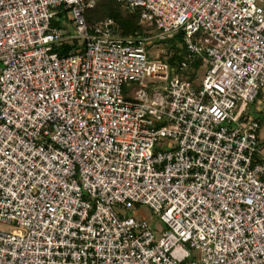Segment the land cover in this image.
I'll return each mask as SVG.
<instances>
[{
    "label": "built area",
    "instance_id": "1",
    "mask_svg": "<svg viewBox=\"0 0 264 264\" xmlns=\"http://www.w3.org/2000/svg\"><path fill=\"white\" fill-rule=\"evenodd\" d=\"M116 2L0 0V264H264L262 0Z\"/></svg>",
    "mask_w": 264,
    "mask_h": 264
},
{
    "label": "trees",
    "instance_id": "2",
    "mask_svg": "<svg viewBox=\"0 0 264 264\" xmlns=\"http://www.w3.org/2000/svg\"><path fill=\"white\" fill-rule=\"evenodd\" d=\"M128 12V11H127ZM85 19L88 25H94L105 19H112L116 22L123 35H133L138 32L141 36H147L148 32L140 24L139 12L126 14L122 10V5L116 0H96L93 7L85 10ZM53 26H61L60 23L53 21ZM180 42L179 35L168 41L157 44L168 45V53H173L169 59V64L173 67L178 66L184 58V48L177 46ZM62 49L63 53H69L72 47L67 45ZM200 63L195 64L199 68Z\"/></svg>",
    "mask_w": 264,
    "mask_h": 264
},
{
    "label": "rangeland",
    "instance_id": "3",
    "mask_svg": "<svg viewBox=\"0 0 264 264\" xmlns=\"http://www.w3.org/2000/svg\"><path fill=\"white\" fill-rule=\"evenodd\" d=\"M262 4L264 6V0H262ZM122 10L128 14L127 10L124 9L122 7ZM67 18L69 20V23H70V19L71 18V15H67ZM150 31V30H149ZM151 35H154V32L151 33ZM180 47V45H177ZM149 47V54H150V57H153V55H155L158 51L160 50H163V54L162 56L163 57H166L167 54H169V50H168V45H162V44H157L155 41H153V44L151 46V44L148 46ZM196 71V74L199 78V80H201L202 76H203V70L199 67V68H196L195 69ZM192 72V71H191ZM198 82V81H197ZM134 87V86H133ZM132 92L136 93V90H134V88H132ZM255 107V106H254ZM253 116L255 115V112H252L251 113ZM255 119H258L259 121V118H255ZM262 119V118H261ZM263 119H264V115H263ZM262 119V121H263ZM142 216L146 217L149 221H150V224L152 225V227H154L155 229H160V228H163L164 226L158 221V219L153 215L151 209H149L147 206H142ZM0 230H10L9 226H3L1 225L0 226Z\"/></svg>",
    "mask_w": 264,
    "mask_h": 264
},
{
    "label": "crops",
    "instance_id": "4",
    "mask_svg": "<svg viewBox=\"0 0 264 264\" xmlns=\"http://www.w3.org/2000/svg\"><path fill=\"white\" fill-rule=\"evenodd\" d=\"M255 106V107H254ZM263 109H264V92L259 95L258 100L252 104L248 109V114L252 118H259L261 121V130H260V138L264 140V119H263ZM255 112L253 116L251 113ZM263 121H262V119Z\"/></svg>",
    "mask_w": 264,
    "mask_h": 264
}]
</instances>
